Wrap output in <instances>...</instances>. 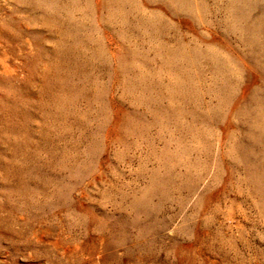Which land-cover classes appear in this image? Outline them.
Returning a JSON list of instances; mask_svg holds the SVG:
<instances>
[{
  "label": "rangeland",
  "instance_id": "1",
  "mask_svg": "<svg viewBox=\"0 0 264 264\" xmlns=\"http://www.w3.org/2000/svg\"><path fill=\"white\" fill-rule=\"evenodd\" d=\"M0 264H264V0H0Z\"/></svg>",
  "mask_w": 264,
  "mask_h": 264
}]
</instances>
